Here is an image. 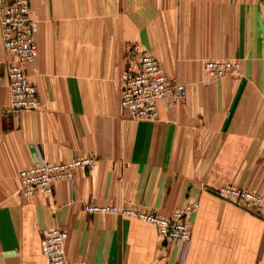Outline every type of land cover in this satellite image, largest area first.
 I'll use <instances>...</instances> for the list:
<instances>
[{"label":"crops","instance_id":"0c3cea01","mask_svg":"<svg viewBox=\"0 0 264 264\" xmlns=\"http://www.w3.org/2000/svg\"><path fill=\"white\" fill-rule=\"evenodd\" d=\"M37 55L25 65L41 107L10 108L0 29V264H45L43 228L63 225L69 261L88 264H264V216L203 191L233 181L264 191L262 0H30ZM156 57L186 85L159 120L119 105L118 75ZM241 58L237 74L204 82L203 62ZM93 156L51 195L18 193L20 169L38 160ZM200 199L178 255L154 224L87 212L86 204L172 214ZM264 213V210H263Z\"/></svg>","mask_w":264,"mask_h":264},{"label":"built area","instance_id":"2783aa9c","mask_svg":"<svg viewBox=\"0 0 264 264\" xmlns=\"http://www.w3.org/2000/svg\"><path fill=\"white\" fill-rule=\"evenodd\" d=\"M38 21L31 16L30 0H0V29L2 46L11 56L6 62L7 84L10 93V108L15 115L22 110H37L41 102L36 85L26 74L25 65L37 55L34 40ZM237 59H207L204 71L211 77H223L238 71ZM119 105L137 120H158L159 103L164 108L183 99L185 85L169 77L156 58L147 53L136 56V65H129L119 75ZM95 159L83 156L61 162L38 160L18 172V193L25 198L38 194L51 195L56 182L72 178L77 168L91 170ZM248 197L251 194H246ZM190 209L187 205L171 217L116 205L97 206L86 204L87 212L130 215L155 225L158 235L174 244L178 255L187 251L190 243L187 225L183 216ZM41 250L45 264H88L86 261H69L65 243L68 231L63 225L43 228Z\"/></svg>","mask_w":264,"mask_h":264},{"label":"rangeland","instance_id":"374dc122","mask_svg":"<svg viewBox=\"0 0 264 264\" xmlns=\"http://www.w3.org/2000/svg\"><path fill=\"white\" fill-rule=\"evenodd\" d=\"M262 1L264 2V0H262ZM151 56H153V55H151ZM236 57H238V56H236ZM154 58H156V57H154ZM216 59H222V58H216ZM230 59H237V60H239L240 61V66H241V58L240 57H238V58H230ZM158 62L161 64V62L159 60H158ZM161 66L163 68V65L162 64H161ZM163 70L165 71L164 68H163ZM237 72H239V69H238ZM237 72L232 73V75L233 74H237ZM165 73L169 77H171V78H173V79L176 80V78L173 77V76H171L168 72L165 71ZM119 75H120V73H119ZM119 75H118V78H119ZM227 75H230V74H227ZM227 75H225V76L227 77ZM225 76H223V77H211L203 69V72H202V75H201L200 79L202 81H204V82H212V81H216V80L225 78ZM182 84H184V83H182ZM185 88H186V85H185ZM185 95H186V93H185ZM184 100H185V96L183 97V99L179 100L174 105H176L178 103H182V102H184ZM262 109L264 110V106H263ZM135 120H137V119H135ZM87 156H90V155H87ZM75 158H78V157H75ZM77 169H80V168H77ZM83 169H85V168H83ZM86 170H88V169H86ZM91 170H89V171H91ZM201 188H202L203 191L209 192V193L213 194L214 196H216V198H218L219 201L222 202V203H224V204H230L232 206H235L236 208H240V209L246 210V211H248V212H250V213H252V214H254L256 216L257 215L264 216V213H263V210H264V191L261 190V187L260 186H256V185H253V186H251V185H249V186L248 185L241 186L238 183L233 182V181H224V182L220 183V185H218V186H213V185H210V184L203 183V185L201 186ZM247 193L248 194H251V196L248 197L246 195ZM187 205L190 206V209H188V211L183 216V221L187 225V229H188V233H189V239H190L191 232H192V223H193L192 218H193V215L198 211V209L200 207V199H198V198L189 199L180 208H177V210H175L172 214H170V215L160 214V215H165V216L171 217L176 211L181 210L182 208H184ZM118 207H130V208H135L137 210H140V209L137 208V206H130V205H125V204H122V205H120ZM150 212L156 213L154 211H150ZM115 215L123 216V217H132L130 215H121V214H115ZM157 237H158V239L162 243H166L167 242L166 240H164L163 238H161L158 235V233H157Z\"/></svg>","mask_w":264,"mask_h":264}]
</instances>
